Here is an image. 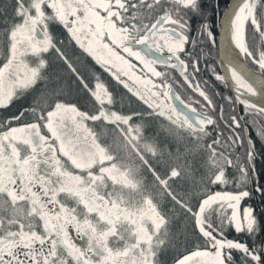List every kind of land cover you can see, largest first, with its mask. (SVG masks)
Listing matches in <instances>:
<instances>
[{
  "label": "flooded vegetation",
  "instance_id": "obj_1",
  "mask_svg": "<svg viewBox=\"0 0 264 264\" xmlns=\"http://www.w3.org/2000/svg\"><path fill=\"white\" fill-rule=\"evenodd\" d=\"M117 1L119 5L115 6L113 17L123 32L120 40L113 46L108 44L109 47L95 44L99 35L91 33L90 24L89 28L81 30L84 24L79 25L74 20L62 22L51 7L53 16L68 28L70 39L98 66L99 71L103 66L104 72L116 82V93L129 99L130 114L109 109L111 92L99 82L87 89L97 104L95 113H90L87 103L68 96L58 100L54 95L33 109L22 106L17 115L5 114L3 110L17 101L22 103L16 99L34 90L40 79L41 64L45 63L35 44L26 50L33 53L27 57L28 62L21 61L25 67L29 63L32 65L28 69L33 74L31 82L19 91H14L11 86L0 89V253L19 250L18 256L10 255L0 264H154L152 239L163 224L164 217L151 199L143 198L140 206L123 200L119 188L112 190L107 182L131 189H135L136 182L129 178L125 182L115 181L92 166L88 163L91 151H88L85 163H79L74 158L79 139L84 142L93 139L104 154L98 164H103L104 168L111 166L106 151L91 127V122L99 118L119 130L130 128L131 133L138 130L136 121L130 124L132 117L135 120L156 119L161 121L162 128L169 123L178 130L187 131L200 144L204 140L208 151L213 153L222 155V151L242 150L235 132L240 131L243 136V131L225 126L228 115L223 116V120L220 118L221 103L228 106L222 96L217 98L210 95L209 103V99L197 91L190 71L185 70L184 75L191 87L177 70L157 65L129 46L122 47L124 43L139 40L159 15L166 16L168 13L169 18L159 28L160 35L154 49L179 59L176 55L178 40L173 39L179 31L177 12L169 7L168 1L182 3L183 0H166L168 4H163L155 16L153 10L148 11L147 4H142L146 0ZM138 6L142 8L140 15ZM37 7L44 20L50 21L42 8ZM144 13H151V19L147 20ZM35 39L42 40L48 48L53 45L50 31L41 32L39 25L35 27ZM13 54L18 58L17 53ZM116 54L123 58L135 75L152 74L154 80H132L120 69L110 67L112 64L119 65ZM99 55L104 58L113 55L114 62L108 63L110 66L105 65L107 59L102 60ZM215 58L217 71L221 74L217 54ZM7 79L13 81L17 78L9 73ZM171 87L184 103L200 114L196 126L173 106L169 97ZM217 89L228 95L233 94L228 87L225 88L227 91ZM81 105L85 108L80 109ZM140 105L144 111L139 113L137 109ZM244 122L241 121L242 125ZM222 132L225 134L222 135ZM33 135L35 142L31 138ZM85 144L89 150L90 143ZM172 170L176 171L174 176L179 172L177 168ZM98 172H101L100 178ZM168 177H173L171 172ZM163 180L166 182V179ZM147 201L154 211H149L146 217L138 221L137 212L143 209ZM122 208L127 211L122 212Z\"/></svg>",
  "mask_w": 264,
  "mask_h": 264
},
{
  "label": "snow or ice",
  "instance_id": "obj_2",
  "mask_svg": "<svg viewBox=\"0 0 264 264\" xmlns=\"http://www.w3.org/2000/svg\"><path fill=\"white\" fill-rule=\"evenodd\" d=\"M71 2L77 6V11L82 7L79 0ZM39 7L52 12L50 4L42 3ZM176 7L179 31L173 39L178 40L176 55L180 67L190 71L197 91L205 95L209 103L208 90L227 102L229 113L224 123L232 130L243 131V136L240 131L235 135L245 156L244 162L237 166L229 163L208 179L205 190L191 207L192 230L187 246L172 258V264H209L203 254L216 252H219L220 264H264V123H261L264 121V60L241 46V35L246 46L248 26L254 22L258 25L259 17L264 16V0H235L224 7L222 18L216 15L215 19L220 0H183ZM69 20H74L70 14ZM0 21L9 45L0 56V89L11 86L19 91L33 77L28 71L32 65L25 67L21 61H26L33 53L25 51L18 59L11 51L13 41L19 48L31 49L35 44L38 52L46 57L51 49L42 40L35 39V27L39 25L41 32L51 31L56 26L67 32L68 28L55 18L44 20L37 0H0ZM17 29L21 33L27 29L26 37L17 33ZM218 42L223 52L220 63L226 69L223 75L216 67ZM245 56L260 70L261 75L256 78L261 85L259 90L243 74L248 66ZM9 73L17 79L9 81ZM229 74L234 82L232 95L217 89V82L228 87ZM251 97H258L259 103ZM223 114L224 104L221 103V120ZM241 121H245L243 125ZM10 255L18 256L19 250L0 253V261Z\"/></svg>",
  "mask_w": 264,
  "mask_h": 264
},
{
  "label": "trees",
  "instance_id": "obj_3",
  "mask_svg": "<svg viewBox=\"0 0 264 264\" xmlns=\"http://www.w3.org/2000/svg\"><path fill=\"white\" fill-rule=\"evenodd\" d=\"M229 1L220 0L221 7L218 13H214V19L216 15L220 16ZM168 2L170 4L166 0H146L142 4H147L148 11L153 10L154 16L161 11L165 3L177 12L178 3ZM42 3L47 4L46 1L37 0V6ZM139 4L141 5V2ZM42 10L50 21L55 18L53 9L51 13L43 8ZM141 10L142 8L138 6L139 15ZM146 15L147 20H150L151 13ZM55 20L59 21L56 18ZM50 34L53 37V45L46 57L40 56L45 64H41L40 79L35 89H31L25 97L17 98L16 100H21L22 103L17 101L11 104L3 110L5 114L17 115L22 106L33 109L37 107V104L54 95L58 100H64L68 96L75 101L87 103L90 113H95L97 104L94 103L87 89L93 88L98 82L111 92L109 109L117 110L120 114L131 113L129 99L116 93L114 88L116 82L107 72H104L103 66L99 71L98 66L87 58L70 39L68 31L64 32L56 26L51 29ZM8 46V40L4 35V25L0 21V56L4 55V49ZM249 49L264 60V16L259 17L257 27L253 24L248 26L245 51ZM245 58L256 68L249 57L245 56ZM217 87L227 91L222 82L217 83ZM207 94L211 97L210 90ZM79 108L82 109L85 106L81 105ZM143 109L140 105L137 110L140 113L144 111ZM228 113L229 106H224L223 116ZM134 122L137 123L138 130L133 133L130 128L116 129L100 118L91 122V127L97 141L106 151L109 158L108 164L124 171L129 179L136 182L135 189L125 188L112 181H108L107 186L112 190L119 188L123 200L138 206L143 204V198L151 199L157 211L164 217L163 224L153 235L152 258L154 264H172V258L187 246L192 230L191 207L205 190L208 179L218 170H223L229 163L237 166L244 162L245 152L243 149L222 151L223 154L220 155L208 151L204 140L200 144L187 131L178 130L172 124L167 123L168 126L162 128L161 121L156 119L135 120L132 117L130 124ZM223 134L225 132H222ZM173 168L178 169V174L168 177ZM160 179H166L164 185L159 183Z\"/></svg>",
  "mask_w": 264,
  "mask_h": 264
},
{
  "label": "rangeland",
  "instance_id": "obj_4",
  "mask_svg": "<svg viewBox=\"0 0 264 264\" xmlns=\"http://www.w3.org/2000/svg\"><path fill=\"white\" fill-rule=\"evenodd\" d=\"M181 1V0H179ZM47 2L55 9L57 17L62 21H72L69 20V14L74 17V21L77 22L79 25L84 24L81 28H89V24L92 27L91 33L99 35V39L95 40V44L100 46V44L105 45V47H109V45L113 46V44L120 40L121 33L123 32L121 28L116 24L114 15L116 13L115 6L119 5V1L117 0H79L80 5L82 7L77 11V6H74L71 2V0H47ZM66 21V22H67ZM65 22V23H66ZM78 26L76 25V28ZM76 31V30H75ZM17 33H19L22 37H24L27 34V29L23 33L20 32L19 29H17ZM91 44V43H90ZM27 48H19L17 45V42L14 40L12 43V54L17 53L18 58L20 57L21 53L26 51ZM91 51V49L89 48ZM106 50V48H104ZM93 52V51H92ZM97 52H100L97 50ZM14 55V54H13ZM119 60V65L112 64L114 60H112L113 55H108V58H104L102 55H99L102 60H106L107 63L105 65L111 66L114 69H120L124 74H126L130 79L132 80H138L139 82L142 79H152L154 80V77L152 74H149L147 76H144L141 74L140 76L135 75L131 71V67L123 60V58L116 54ZM24 61V60H22ZM28 62V59L25 61ZM112 62V63H111ZM111 63V64H108ZM128 66H127V65ZM80 142L77 146V149L75 150L74 158L79 163H85L87 159L88 151H91V154L89 156V162L92 166L97 167V169H100L101 172H105L108 177L115 181H127L128 177L124 171L118 170L112 166L109 165L106 168L99 165L98 162L103 160L104 154L101 152L100 147H97L96 142L91 139L87 140L86 142L90 143V149L88 150L86 147V142L79 139ZM84 143V148H83ZM89 147V146H88ZM101 172H98V175L101 174ZM153 210L152 205L147 201L145 203V206L142 210L137 212L138 214V221L141 218L146 217V215L149 214V211ZM127 210L122 208V212H125ZM154 211V210H153ZM156 224V222H154ZM147 237V236H146ZM203 259L209 262V264H220V257L219 252L213 253V254H203Z\"/></svg>",
  "mask_w": 264,
  "mask_h": 264
},
{
  "label": "water",
  "instance_id": "obj_5",
  "mask_svg": "<svg viewBox=\"0 0 264 264\" xmlns=\"http://www.w3.org/2000/svg\"><path fill=\"white\" fill-rule=\"evenodd\" d=\"M235 2V0H230L228 4ZM226 5V6H227ZM225 6V7H226ZM166 12V11H165ZM169 14L167 13L166 16L163 14L159 15L157 17V20L153 22L149 28L144 32V34L140 37L139 40H137L134 43H124L122 47L129 46L132 50H138L140 51L143 56L151 61H153L155 64L163 66V67H170L179 73V76L185 81V83L191 87L190 83L187 81L184 71L185 69L180 67V61L176 57H173L171 55L167 54H161L157 52L154 49V44L157 42V38L160 35L159 28L161 25L164 24L165 19H168ZM224 15V9L220 15L222 18ZM217 55H218V61H219V67L221 74H226V69L221 65L220 61L223 59V52L219 50V42L217 43ZM235 58V54H233ZM246 62V61H245ZM247 63V62H246ZM243 74L245 75L246 79H249L250 82L253 83L254 87H256L258 90L261 88V85L257 82V77H259L261 74L254 70L252 67L249 65L244 69ZM234 83L230 79L229 75V80H228V88L232 93H234ZM169 97L170 100L175 107L176 110H179L183 112V114L187 117V119L196 126V122L200 116L198 112H196L192 107L188 106L186 103L183 102V100L178 96V94L175 92V90L171 87L169 90ZM255 103H259V98L258 97H251ZM32 141L35 142V136L33 135Z\"/></svg>",
  "mask_w": 264,
  "mask_h": 264
},
{
  "label": "bare ground",
  "instance_id": "obj_6",
  "mask_svg": "<svg viewBox=\"0 0 264 264\" xmlns=\"http://www.w3.org/2000/svg\"><path fill=\"white\" fill-rule=\"evenodd\" d=\"M255 24V22H254ZM241 46L244 47L243 35H241Z\"/></svg>",
  "mask_w": 264,
  "mask_h": 264
}]
</instances>
